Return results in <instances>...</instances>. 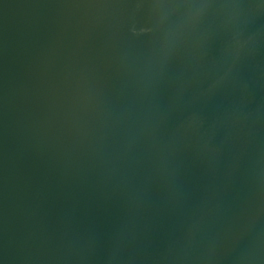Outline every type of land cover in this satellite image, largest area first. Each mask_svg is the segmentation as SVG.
<instances>
[{"label": "water", "instance_id": "95a60500", "mask_svg": "<svg viewBox=\"0 0 264 264\" xmlns=\"http://www.w3.org/2000/svg\"><path fill=\"white\" fill-rule=\"evenodd\" d=\"M0 264H264V0H0Z\"/></svg>", "mask_w": 264, "mask_h": 264}]
</instances>
